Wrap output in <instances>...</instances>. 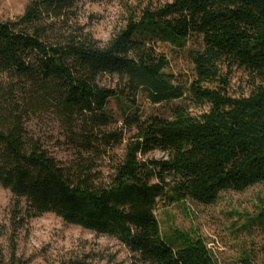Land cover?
Segmentation results:
<instances>
[{
	"label": "trees",
	"instance_id": "obj_1",
	"mask_svg": "<svg viewBox=\"0 0 264 264\" xmlns=\"http://www.w3.org/2000/svg\"><path fill=\"white\" fill-rule=\"evenodd\" d=\"M82 1L30 0L0 20V188L15 199L0 264H23L18 232L48 213L117 240L129 264H218L195 231L165 236L156 212L264 185V0H151L106 43L80 23ZM194 36L193 78L179 82L156 44L183 49ZM236 71L250 78L247 96L230 94ZM140 97L182 102L144 117ZM34 120L57 126L69 160L31 132ZM155 151L165 157L149 159Z\"/></svg>",
	"mask_w": 264,
	"mask_h": 264
},
{
	"label": "rangeland",
	"instance_id": "obj_2",
	"mask_svg": "<svg viewBox=\"0 0 264 264\" xmlns=\"http://www.w3.org/2000/svg\"><path fill=\"white\" fill-rule=\"evenodd\" d=\"M170 1L152 2L154 5H160ZM29 2L30 0H0V20L21 16ZM150 2L151 0H85L79 4L78 16L80 23L95 39L106 43L124 25L130 7L148 6ZM201 46L202 38L197 36L192 37L183 49L165 43L156 44L157 50L170 61V72L179 82L184 83L193 78L192 56ZM111 82L109 79L104 81L108 85ZM251 89L250 78L245 73L236 71L232 76L230 94L235 97L247 96ZM181 102L153 105L140 97L136 109L139 108L144 117H170L171 109ZM110 108L119 118V108L114 100L111 101ZM119 120L118 127H122L123 123ZM30 130L45 140L58 159L67 161L71 158L72 152L68 147L58 145L62 138L54 123L49 120H34L30 124ZM117 152L121 154L122 148ZM147 157L160 160L165 154L155 151ZM14 205L12 194L0 188V247L7 257L11 250ZM263 208L264 185H257L244 193H223L213 206L187 202L160 208L156 215L165 236H170L173 230L195 231L205 240L218 264H264V226L257 220ZM17 256L23 264H70L76 260L82 264H112L109 261L113 257H116V264H129V254L117 240L98 236L79 226L68 225L50 213L31 219L27 226L18 232Z\"/></svg>",
	"mask_w": 264,
	"mask_h": 264
}]
</instances>
